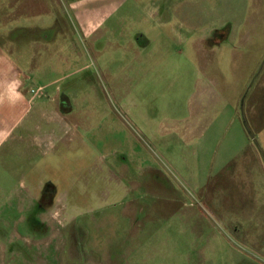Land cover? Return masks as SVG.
Wrapping results in <instances>:
<instances>
[{"label": "rangeland", "instance_id": "rangeland-1", "mask_svg": "<svg viewBox=\"0 0 264 264\" xmlns=\"http://www.w3.org/2000/svg\"><path fill=\"white\" fill-rule=\"evenodd\" d=\"M13 42L36 67L0 82L43 89L0 107V264L259 263L264 162L240 100L264 0H0ZM243 108L264 152V65ZM53 133V148L27 140ZM47 182L57 201L22 203Z\"/></svg>", "mask_w": 264, "mask_h": 264}, {"label": "crops", "instance_id": "crops-1", "mask_svg": "<svg viewBox=\"0 0 264 264\" xmlns=\"http://www.w3.org/2000/svg\"><path fill=\"white\" fill-rule=\"evenodd\" d=\"M13 13H15L13 11ZM91 21H89L90 23ZM103 23V21H100ZM100 32V31H99ZM94 33L93 35H86L85 37H87V39H89V41H87V44L89 45H96V44H99L98 43V39H101L103 37H107V33ZM4 39H7L6 36L3 37ZM111 39V38H109ZM12 44V45H11ZM16 44L18 43H9V46H13V53H8L6 51H4V49H1L2 47V44L0 43V70L2 71V73H4L5 75H9L10 77L14 76L15 78L18 77V75H21V72L22 74L25 73V77H32L31 74L29 73V71L33 70L36 66L33 65V63L31 62V64H29V70L28 71H25L23 70V68H20L21 66L22 67H25L27 66L28 62L27 59H23V63H20L19 61L16 62V60L14 59V56L15 55H21V53H17L15 50L17 49L16 47ZM8 47V42H4V46L3 48H7ZM92 47V46H91ZM91 47L89 48H86V50H92ZM31 61L33 60V57L34 59L35 56H31ZM23 64V65H21ZM20 66V67H19ZM27 70V69H26ZM23 71H25L23 73ZM4 75V76H5ZM17 85H18V81H14ZM13 84L11 81H8L6 82L5 79L3 80V82H0V107H6V108H9V109H15V108H21V107H24L26 104L27 105H31L33 100H35V95H31V96H27L26 98H24V94L23 92L20 90V85L17 86L16 88V91H18L20 94H21V99L17 100L16 102H10L8 100V95H9V86ZM27 94V93H26ZM44 97V96H43ZM58 91L56 94H54L53 96H46L45 98V102L44 103H40V104H45V103H49V104H53L54 105V102L56 101L58 103ZM28 98V99H27ZM42 98V97H41ZM27 99V100H26ZM58 107V105H57ZM56 108V107H54ZM56 114L58 116H61V114H63L62 112H59V110L57 109L56 111ZM58 133L60 134V132L58 131ZM7 134V131L5 130H0V142L6 137L5 135ZM59 134H56V133H53L54 136L50 135V136H28V139L27 140H30L33 144V147H35V149L38 151V148H42V147H45V148H53V146L60 142V141H63L64 138H66V136H60ZM20 140L26 138V136H20ZM42 190V189H41ZM27 199V200H26ZM58 199V194L56 193L55 196H54V199H53V203L55 201H57ZM32 200H35V203L36 204H39L40 200H41V194H39L38 196L34 195V197L32 196H28L26 198H23L22 199V203H29V202H32ZM235 230L236 232L239 231L238 230V225L235 226ZM257 252L259 253V257L260 259H258L259 261H256V262H259L258 264H263L264 263V260L262 259L263 258V255H264V251H263V254L260 252V249L257 250ZM254 258H257V257H254ZM254 262V261H253ZM255 264V262L253 263Z\"/></svg>", "mask_w": 264, "mask_h": 264}, {"label": "water", "instance_id": "water-1", "mask_svg": "<svg viewBox=\"0 0 264 264\" xmlns=\"http://www.w3.org/2000/svg\"><path fill=\"white\" fill-rule=\"evenodd\" d=\"M264 65V60L262 62V64L260 65V68L257 70V72L255 73L254 77L252 78L251 80V84L249 85V87L247 88V90L245 91L244 95L242 96L241 100H240V112H241V116H242V121H243V124H244V127L250 137V139L252 140L253 144L255 145V147L257 148L258 152L260 153V156L264 162V152H263V149L261 147V145L259 144L258 140L255 138V135L253 134V132L251 131V129L249 128L246 120H245V117H244V112H243V106H244V100H245V97L251 87V85L253 84L254 80L256 79V77L258 76V74L260 73L262 67Z\"/></svg>", "mask_w": 264, "mask_h": 264}, {"label": "trees", "instance_id": "trees-1", "mask_svg": "<svg viewBox=\"0 0 264 264\" xmlns=\"http://www.w3.org/2000/svg\"><path fill=\"white\" fill-rule=\"evenodd\" d=\"M55 187L53 186V184L51 182H47L45 185H44V188H43V192L41 194V200H40V203H45V207H49L53 204V199H54V196H55ZM51 192L53 194H51ZM47 202H46V201Z\"/></svg>", "mask_w": 264, "mask_h": 264}, {"label": "clouds", "instance_id": "clouds-1", "mask_svg": "<svg viewBox=\"0 0 264 264\" xmlns=\"http://www.w3.org/2000/svg\"><path fill=\"white\" fill-rule=\"evenodd\" d=\"M17 84L15 82H13V84H11L9 86V95H8V100L10 102H16L17 100L21 99V94L16 91V88H17Z\"/></svg>", "mask_w": 264, "mask_h": 264}, {"label": "built area", "instance_id": "built-area-1", "mask_svg": "<svg viewBox=\"0 0 264 264\" xmlns=\"http://www.w3.org/2000/svg\"><path fill=\"white\" fill-rule=\"evenodd\" d=\"M42 89H43L42 87H38L36 89H32L31 92L36 95V94L40 93Z\"/></svg>", "mask_w": 264, "mask_h": 264}]
</instances>
